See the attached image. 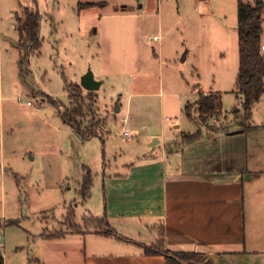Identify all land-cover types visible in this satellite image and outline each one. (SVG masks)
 Masks as SVG:
<instances>
[{
    "label": "rangeland",
    "instance_id": "1",
    "mask_svg": "<svg viewBox=\"0 0 264 264\" xmlns=\"http://www.w3.org/2000/svg\"><path fill=\"white\" fill-rule=\"evenodd\" d=\"M80 1L86 0H0L4 25L17 23L15 16L22 15L24 8L38 10L43 18V54L28 49L22 56L18 46L17 55L7 57L5 50L3 55L0 53V84L4 88L0 101V226L15 220L28 236L41 231L55 234L57 230L82 229L86 218L103 217L105 176L127 173L129 165L155 162L161 154L160 146H151L154 128L165 135L166 152L175 150L182 157L178 166L187 169L186 157L193 154L188 161L202 162V151L194 148L191 153L195 144L185 149L201 136L185 141V135L200 130L207 144L211 134L208 130L216 133L219 128L230 129L244 122L242 113L237 118L233 110L222 123L210 119L206 126L185 113L190 103L197 116L192 93L198 88L207 91L216 72L200 63L202 35L197 32L217 33L222 17L229 21L236 18L239 0H205V9L200 11L204 21L199 30L198 23L188 24V39H184L177 23L168 34L159 32V23L154 19L149 23L148 9H140L146 0H136L135 9H124L125 0H120L118 10L111 5L118 0H105L110 1L107 8L90 9L91 16L82 20L78 19ZM244 1L255 4V0ZM155 35L158 40H153ZM161 43L163 55L159 60L154 51L159 53ZM187 51L189 59L182 62ZM15 65L18 75L14 76ZM85 67L93 72L96 81H102L101 89L93 92L94 111L86 113L82 125L83 130L92 126L99 136L88 140L79 137L60 115L76 104L69 99L65 76L80 84ZM101 69L107 76H100ZM45 93L59 106L49 103ZM83 95H87L84 89ZM224 99L228 108L242 109L231 94ZM116 100L122 109L118 113ZM175 120L182 124L180 138L170 126ZM124 130H137L138 136L125 141ZM215 149L216 145H212L210 150L216 153ZM85 168L93 175L87 200L80 192L87 174ZM93 226L108 229L104 224ZM14 230L17 229H5L3 234L7 249L12 248V239L21 234L18 231L13 235ZM142 239L145 241V236Z\"/></svg>",
    "mask_w": 264,
    "mask_h": 264
},
{
    "label": "crops",
    "instance_id": "2",
    "mask_svg": "<svg viewBox=\"0 0 264 264\" xmlns=\"http://www.w3.org/2000/svg\"><path fill=\"white\" fill-rule=\"evenodd\" d=\"M119 1L111 4L116 10ZM186 1L146 0L140 5V9H148L149 23H153V19L157 21L159 32L171 33L177 23L182 27L184 39H188L191 34L187 31L188 24L198 23L199 30L200 24L204 21L205 15L200 11L205 9V5L203 6L205 0ZM102 2L104 3L102 6L80 8V5L85 3ZM102 2L80 1L78 19L89 18L90 9L101 7L100 10H103L110 5V1ZM122 7L135 9L136 0H125ZM212 14L217 13L213 10ZM221 20L217 33L197 30V33L202 35L200 63L216 72L209 89L203 91L198 88L192 93L195 100L191 101L195 103L198 100L200 90L205 93L221 94L222 110L211 118L217 123L228 119L227 113L231 110H241L240 107L228 108L224 99L226 94L236 98L237 106L242 104V100L234 93L240 68L238 14L232 21L226 16ZM10 22V25L8 23L4 25L3 20L0 19V53L3 55L5 50L7 57L17 55L18 52L17 23ZM263 23L264 13L262 27ZM93 32L96 33V30ZM263 35L262 45H264ZM153 40H158L156 35ZM43 47L44 39L41 48L36 51L39 55L43 54L41 51ZM158 48L159 53L155 50L154 54L161 60L163 44L161 43ZM188 59L189 52L185 61ZM14 68L15 76L18 75L16 65ZM87 69L82 74H86L89 71ZM47 73L45 72V77ZM99 74L102 77L107 76L104 69H101ZM65 77L69 84H77V80L67 75ZM99 82L102 87V81ZM3 91L4 88L0 84V101ZM233 115L241 118V115L235 112ZM252 115L248 124L251 129H245L247 123L244 119V122L233 124L230 129L217 128L216 133L208 130L207 132L211 134L207 144H204L201 135L200 140L185 145L187 149L188 146L195 144L190 151L193 153L192 150L199 148L202 151L203 163L193 159L188 161L187 159L193 156L191 154L185 160L187 169L179 167L182 157L179 158L175 150L166 152L165 135L159 131L156 137L159 142L154 147L160 146L162 149L159 150L161 154L155 157V162L142 163L138 166L131 164L127 173L106 175L103 182L105 188V197L102 200L103 217L107 218V227L114 232L113 235H101L98 233L101 230L86 223L90 218H102L95 216L85 219V226L91 225L88 229L84 226L74 231L69 229L58 232L57 230L55 234L41 231L30 236L18 222L17 225L5 226V221L0 226V262L2 264H169L165 255H148L137 244L157 246L162 239V231V249L171 253L201 255L204 256L202 262L206 264H264V95L253 107ZM170 124L173 133L180 134V138L182 136L180 132H183L182 124L178 120ZM179 129L180 131H177ZM133 133L138 136L137 130ZM190 133L192 131L184 132V134ZM151 141L154 142L155 137L151 138ZM212 145H216V153L210 150ZM201 163L202 167L199 166ZM89 198L90 195L87 199ZM13 228L17 229L14 230L13 235L18 231L21 234L12 239V248L7 249L3 234L5 229ZM142 236H145V241Z\"/></svg>",
    "mask_w": 264,
    "mask_h": 264
},
{
    "label": "trees",
    "instance_id": "3",
    "mask_svg": "<svg viewBox=\"0 0 264 264\" xmlns=\"http://www.w3.org/2000/svg\"><path fill=\"white\" fill-rule=\"evenodd\" d=\"M104 3H85L80 5V8H90L95 6H102ZM264 0H255V4L246 3L243 0L238 1V38H239V72L236 78L235 94L237 98L242 100V109H236L233 111L236 114L244 116L247 127L245 129H251L249 122L252 119L253 107L260 101L261 96L264 95V55L261 53V38L264 33L262 27ZM17 19V31L20 39L17 44L22 56H26V51L38 50L42 46V40L40 38V21L41 15L38 10H31L24 8L22 15L16 14ZM22 63V62H21ZM69 91V97L71 102L76 104L73 108L67 109L64 112H60L62 120L77 133L83 140H88L92 136H99L98 132L94 130L92 126L88 129H82V125L85 124L86 113H93V92L87 91L86 97L83 95V87L76 83H70L67 85ZM49 103L59 106L57 101L49 96H46ZM92 105H89V104ZM196 108L197 116L191 111L190 104L185 109L186 116L189 119H194L201 125L206 126L208 121L217 116L222 110L221 94L215 92H203L198 91V100L193 103ZM200 130L192 135H185V141L200 137ZM87 174L83 178L81 184V195L86 200L91 192L93 184V175L90 169L85 168ZM87 224H104L108 225L107 218H90L86 220ZM17 225L15 220H8L5 222V226ZM99 234L108 236L113 235L114 232L110 229L98 231ZM161 237L157 246L140 245L137 243L144 252L148 255H165L169 264H201L204 260V256L197 254H184V253H171L170 251L162 249L163 246V232L161 231ZM0 264H2L0 262Z\"/></svg>",
    "mask_w": 264,
    "mask_h": 264
},
{
    "label": "water",
    "instance_id": "4",
    "mask_svg": "<svg viewBox=\"0 0 264 264\" xmlns=\"http://www.w3.org/2000/svg\"><path fill=\"white\" fill-rule=\"evenodd\" d=\"M187 52L184 53V55L182 57V61H185ZM80 86H82L83 89L86 91H96V90H99L101 88V83L99 81L95 80L93 72L91 70H89L82 77ZM119 111H120V102H119V100H116L115 113H118ZM158 133H159V130L157 129V127L154 128L152 135H154L155 141L152 143V146H155L159 142L156 139ZM201 264H206V263H201Z\"/></svg>",
    "mask_w": 264,
    "mask_h": 264
},
{
    "label": "built area",
    "instance_id": "5",
    "mask_svg": "<svg viewBox=\"0 0 264 264\" xmlns=\"http://www.w3.org/2000/svg\"><path fill=\"white\" fill-rule=\"evenodd\" d=\"M155 39H156V37H155ZM262 47H261V53L264 55V45H261ZM127 122V119H124V123H126ZM123 136H124V139L123 140H129V139H131V138H134L136 135L133 133V132H131V131H128V130H124L123 131ZM0 245H1V242H0Z\"/></svg>",
    "mask_w": 264,
    "mask_h": 264
}]
</instances>
